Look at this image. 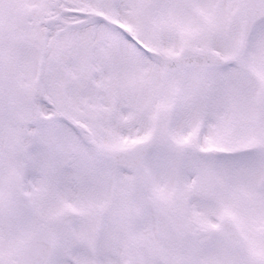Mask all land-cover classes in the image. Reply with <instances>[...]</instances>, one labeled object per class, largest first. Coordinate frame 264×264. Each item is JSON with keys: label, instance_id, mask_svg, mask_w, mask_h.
Instances as JSON below:
<instances>
[{"label": "snow or ice", "instance_id": "6c2138e0", "mask_svg": "<svg viewBox=\"0 0 264 264\" xmlns=\"http://www.w3.org/2000/svg\"><path fill=\"white\" fill-rule=\"evenodd\" d=\"M0 264H264V0H0Z\"/></svg>", "mask_w": 264, "mask_h": 264}]
</instances>
